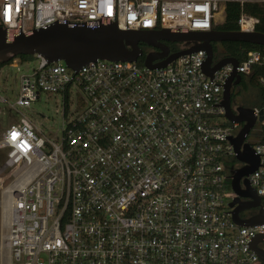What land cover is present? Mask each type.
Segmentation results:
<instances>
[{
	"label": "built area",
	"instance_id": "2783aa9c",
	"mask_svg": "<svg viewBox=\"0 0 264 264\" xmlns=\"http://www.w3.org/2000/svg\"><path fill=\"white\" fill-rule=\"evenodd\" d=\"M225 2L0 0V25L9 39L55 23L209 32L223 22ZM257 23L241 14L239 31L252 33ZM181 45L173 53L192 46ZM33 60L12 108L56 94L63 121L55 141L24 116L0 136V152L7 153L0 168V252L9 251L10 264H264L250 246L264 226L242 228L231 219L230 177L244 164L233 166L230 140L244 124L228 121L221 105L234 72L264 93L261 52L211 78L202 70L203 51L160 69L97 60L74 72L62 62ZM19 62L10 67L19 71ZM74 92L82 96L80 113L70 114ZM252 111L256 122L243 144L259 159L248 181L264 209V100Z\"/></svg>",
	"mask_w": 264,
	"mask_h": 264
},
{
	"label": "water",
	"instance_id": "95a60500",
	"mask_svg": "<svg viewBox=\"0 0 264 264\" xmlns=\"http://www.w3.org/2000/svg\"><path fill=\"white\" fill-rule=\"evenodd\" d=\"M178 43L192 46L184 51L170 53L163 43ZM246 43L264 47V35L252 32H183V31H149L138 32L119 31L116 25L100 27L94 30L82 28H68L65 24L55 23L45 29L33 30L30 35L19 34L9 39L6 31L0 29V63L7 64L11 58L19 56H40L48 64L62 62L70 70L77 72L83 66L105 60L110 62H137L143 52L139 45L157 49V53L147 54L143 60L148 69L165 68L179 57L203 51L206 60L202 70L208 78L227 64L237 67L235 59L224 58L213 63L212 44ZM240 83V77L235 72L231 75L223 89L222 107L228 121L244 124L236 138L231 139L236 153V159L243 167L235 170L230 177V188L236 198L229 204L233 223L242 228L264 226V209L261 200L250 188L248 177L259 166V159L248 144H243L245 136L253 129L256 118L252 109L238 107L233 111L231 107V88ZM261 113L259 114V121ZM255 210V214L248 218H241V213ZM264 243V234L254 238L251 249L264 263V249L259 246Z\"/></svg>",
	"mask_w": 264,
	"mask_h": 264
},
{
	"label": "rangeland",
	"instance_id": "374dc122",
	"mask_svg": "<svg viewBox=\"0 0 264 264\" xmlns=\"http://www.w3.org/2000/svg\"><path fill=\"white\" fill-rule=\"evenodd\" d=\"M176 50H180L183 45L175 43ZM35 65L34 60L19 62L18 68L12 69L10 65L0 68V136L11 125L19 122L22 116L29 118L43 134L45 139L55 141L60 137V131L63 121L62 99L56 94L41 93L40 98L31 104L29 108L13 109L12 105L18 97L20 89V76L28 72ZM233 97V106L245 109L259 108L263 103V91L258 84L249 78H243V83L238 87H233L231 91ZM81 94L74 92L70 95L68 102L69 113H80L78 108L81 100ZM254 131L251 132L247 140H251ZM6 151L0 152V168L6 159ZM238 161L233 162L235 168L241 167ZM6 171L1 177L6 176ZM12 180H7L4 187L10 184ZM231 193V189H228ZM4 235V234H3ZM1 240V237H0ZM3 244H6V238L3 237ZM264 248V243L261 244ZM261 247V248H262ZM0 264H10V254L6 248L0 252Z\"/></svg>",
	"mask_w": 264,
	"mask_h": 264
},
{
	"label": "trees",
	"instance_id": "16d2710c",
	"mask_svg": "<svg viewBox=\"0 0 264 264\" xmlns=\"http://www.w3.org/2000/svg\"><path fill=\"white\" fill-rule=\"evenodd\" d=\"M258 1L264 0H244V3L226 0L224 10V20L222 23L213 27V30L219 32H239V19L241 14L254 18L258 23L254 27V32L264 35V4ZM2 26L0 25V29ZM220 47H213V61L217 62L224 58L235 59L241 62L245 59L246 55L252 51H259L264 55V47L255 46L246 43H222ZM19 59L22 62L32 60L30 56L13 57L7 64L0 63V68L5 65H10L13 60ZM139 65H143V60H138ZM258 73L264 76V69H260ZM264 100V93H263ZM242 219H244L241 216Z\"/></svg>",
	"mask_w": 264,
	"mask_h": 264
},
{
	"label": "flooded vegetation",
	"instance_id": "af4514ba",
	"mask_svg": "<svg viewBox=\"0 0 264 264\" xmlns=\"http://www.w3.org/2000/svg\"><path fill=\"white\" fill-rule=\"evenodd\" d=\"M214 31H215V30H214ZM163 44L169 48L170 53H173V52L176 51V45H175V44H172V43H165V42H164ZM214 46H216V47H220V48H221V45H220V44H212V48H213ZM139 47H140L141 51L143 52V54H142V56H141V58H140L139 60H144V58H145V56H146L147 54H150V53H157V52H158L157 49H154V48H152V47H148V46H146V45H144V44H140ZM215 62H216V61H215ZM242 83H243V78H240V83H239V85L234 86V87H238V86H240ZM232 89H233V88H232ZM232 102H233V97H232V95H231V107H232L233 111H235V109H237L238 107H237V108L234 107ZM254 214H255V210H250V211H247V212L241 213V216H242L243 218H248V217L253 216ZM259 247L261 248L262 246L260 245ZM262 249H264V248L262 247Z\"/></svg>",
	"mask_w": 264,
	"mask_h": 264
}]
</instances>
